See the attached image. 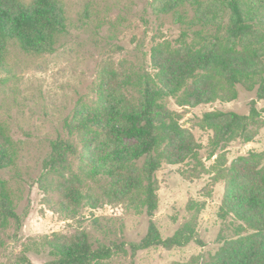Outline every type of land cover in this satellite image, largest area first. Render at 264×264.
<instances>
[{"label":"trees","instance_id":"16d2710c","mask_svg":"<svg viewBox=\"0 0 264 264\" xmlns=\"http://www.w3.org/2000/svg\"><path fill=\"white\" fill-rule=\"evenodd\" d=\"M186 6L193 12L188 21L178 10ZM154 8L174 14L187 29L175 44L162 41L151 48L152 73L113 61L101 63L95 97L78 103L64 119L66 137L51 142L38 179L59 212L76 216L84 200L91 208L123 204L147 215L146 233L136 242L96 246L85 230L45 237L51 259L44 264H109L113 254L126 252V244L133 255L154 247L202 245L196 216L167 237L153 219L159 202L155 173L164 163L198 161L201 149L193 133L180 124L181 112L169 108L167 100L196 107L237 99L239 85L255 89L248 114L206 111L199 126L212 133L211 156L232 140L248 143L257 134L261 111L256 100H264V0H155ZM66 21L60 0H0V74L11 41L24 52L52 53L66 32ZM19 151L0 122V172L15 164ZM263 160L264 153L250 151L222 173L226 191L219 216L237 221L233 235L206 259L192 256L170 264H264ZM11 222L18 227L21 215L15 194L0 176V232ZM19 264L34 263L21 256Z\"/></svg>","mask_w":264,"mask_h":264},{"label":"rangeland","instance_id":"374dc122","mask_svg":"<svg viewBox=\"0 0 264 264\" xmlns=\"http://www.w3.org/2000/svg\"><path fill=\"white\" fill-rule=\"evenodd\" d=\"M60 1L67 29L55 50L28 53L11 41L0 74V122L8 127L20 149L15 164L1 171L0 176L15 194L16 211L21 215L18 227L11 222L6 231L0 232V264H19L21 256L34 264H44L51 259L44 238L51 239L55 234L85 230L94 246L98 242L110 245L139 241L148 226L145 213L117 203L91 208L84 200L80 212L68 216L59 212L49 193L39 187L38 179L51 142L66 137L64 119L72 115L78 103L95 97L101 63L113 61L152 73L151 48L162 41L175 44L187 25L178 22L172 13L157 12L155 0ZM178 10L185 21L193 13L188 6ZM252 99H256V90L246 91L239 85L237 99L230 102L179 107L174 99L167 100L169 108L181 112L180 124L193 133L201 149L198 161L164 163L155 173L159 202L153 219L161 235L167 237L196 216V232L202 245L191 242L171 250L154 247L133 255L126 244V252L113 254L107 260L109 264H170L187 262L192 256L206 259L224 238L233 235L237 221L219 216L226 191V180L221 176L237 157L250 151L264 153V100H256L261 123L254 140H232L215 149L213 156L209 144L212 133L201 128L199 121L204 112L211 110L248 114ZM78 165L76 158V170ZM89 183L94 184L91 180Z\"/></svg>","mask_w":264,"mask_h":264}]
</instances>
